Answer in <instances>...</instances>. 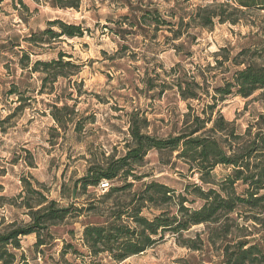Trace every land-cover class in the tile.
<instances>
[{"label":"clouds","instance_id":"1","mask_svg":"<svg viewBox=\"0 0 264 264\" xmlns=\"http://www.w3.org/2000/svg\"><path fill=\"white\" fill-rule=\"evenodd\" d=\"M0 264H264V0H0Z\"/></svg>","mask_w":264,"mask_h":264}]
</instances>
